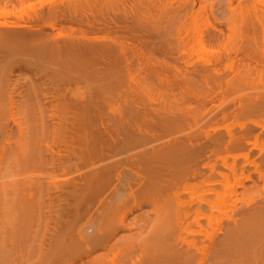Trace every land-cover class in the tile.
<instances>
[{
  "label": "bare ground",
  "instance_id": "6f19581e",
  "mask_svg": "<svg viewBox=\"0 0 264 264\" xmlns=\"http://www.w3.org/2000/svg\"><path fill=\"white\" fill-rule=\"evenodd\" d=\"M63 5L73 22L90 19V29L56 32L46 42L19 38L14 46L12 31L2 29L11 23L0 21V264H264V120L249 118L264 110V97L241 108L238 131L205 133L196 146L192 136L178 137L190 125L187 104L197 89L225 82L239 93L252 81L264 58L254 47L264 36V0ZM119 15L147 45L144 61L129 42L96 34L98 21L112 33ZM62 39L67 47L58 46ZM226 39L247 43L242 58L240 50H218ZM238 60L246 73L232 78ZM14 63L35 78L21 83ZM158 67L175 72L171 80L157 75L179 89L172 108L141 87V73ZM146 197L154 198L152 223L128 221ZM155 198L164 205L156 209ZM161 211L176 221L158 223ZM194 212L187 230L182 221ZM160 254L169 259L159 262Z\"/></svg>",
  "mask_w": 264,
  "mask_h": 264
},
{
  "label": "rangeland",
  "instance_id": "374dc122",
  "mask_svg": "<svg viewBox=\"0 0 264 264\" xmlns=\"http://www.w3.org/2000/svg\"><path fill=\"white\" fill-rule=\"evenodd\" d=\"M63 1L66 0H0V11L3 10L4 13L7 14L6 17L0 18V21H8L11 23L10 28L5 27L2 29L5 31H12L15 36L14 41L12 42L14 46L15 40L19 38L27 41L26 39H28V36H34V39L37 38V40L46 42L51 41L56 32H61L62 34L71 37L73 35H79V28H82V31L83 29H90L91 26H88V21L91 22L90 19L88 21L85 19L86 25L78 24L72 21V15L69 12V8L67 7V5H63ZM119 17L120 24L117 22V19L111 22L112 24H114V29H111L112 33L108 32V27L101 23V21H98V24L100 26L97 29L96 34L105 37L112 35L110 36L112 39L115 38L116 40L120 39L124 42H129V47L131 48L132 53L136 52L137 54H139L138 57L141 58L142 61H144L146 57V55H144V49L147 45L140 40L142 38L134 37L135 32L131 33L129 31L130 29L128 30L127 25L131 27L133 25V23L130 24L132 20H125L123 15H119ZM106 20L109 21L108 19H104L103 21ZM201 22L203 21H200V24ZM241 24L242 22L240 20H236V28L240 27ZM138 31L140 33L139 36L144 37L143 34L145 33V31ZM58 43V46H60L61 48H63V46L67 47L65 45V40L63 39ZM255 44L254 47L255 49H257V51L264 50V36L258 35ZM247 47L248 45L246 42H242L240 40L233 42L226 39L221 48L218 50H220V52L223 53L224 56H227L226 54L233 53L236 50H240L238 54V59H240L242 58V51L244 49H247ZM211 49L213 51H217L214 47H212ZM153 57L156 58L157 56ZM158 57L160 59V56ZM203 58L212 59V57L207 56H204ZM84 59H88V61L90 62V57H87V55L84 57ZM263 62L264 58L262 59V65L264 64ZM13 65L14 67L18 66V64L16 63H14ZM262 65H260L256 71L252 72V81H250L249 84L244 85V89H241L239 93H234L231 89V85L226 84L225 82L210 85L211 90H202L201 88L197 89L199 91L196 90V94L194 93V95L190 96L192 99H190V102L187 104L188 107H190L189 109L191 110V115L188 118V123L190 125L188 126L187 123H184L183 125L186 126V128H183L184 130L179 133L178 137L190 135L192 136L191 140H194L192 141L193 145L196 146L203 142L202 137L205 133L212 137L222 135L225 133L223 130V127L225 126H229L230 128H233L234 131H238V124L240 122H244L243 118H241V108L248 102L253 101L256 95H261V97H264V69H262ZM15 70H22V76L20 77L21 83L27 84L31 81V79L35 78L34 73L31 70L20 69L18 67H16ZM151 71L147 73H141V87L148 90V97L150 96L151 98H155L157 102L162 103L163 105H165V107H171L173 104L175 105V101H177L176 97L179 96L180 93L178 87L176 86L173 89V87H170L167 82H163L157 79V75L162 74L163 77L166 76L169 78V80H171L174 78L175 72L164 70L160 67L153 71L154 74H152ZM196 71L197 70L195 69L194 73ZM130 72L131 74L140 76L139 72L135 73V66L130 69ZM245 73L246 72L241 66V60H238V62L235 63L233 69L228 70V75H230L232 78L237 77L238 75L242 77L245 75ZM181 88H183V86H181ZM139 95L146 103V106H149L147 97L141 94ZM206 96H213V100L211 102H205V100L198 101L197 99V97H202L204 99ZM220 101H223V104H221ZM204 105L206 106L205 110ZM185 107L186 106L184 105L182 106L183 109H185ZM236 109L237 111L235 112ZM161 112L165 116L168 115V113H164L165 110L163 109L161 110ZM177 112V108L174 107L172 113ZM206 113H208V119H204V115ZM249 118L255 121H263L264 110L257 111L252 116H249ZM127 167L128 169L133 168L131 164H128ZM187 185L196 186L198 185V182L190 181L189 183H187ZM153 199L154 198H144L142 207L139 210H135L133 214L128 217V221H133L136 217H142L143 219H148L149 223H152L153 219L156 217V211L149 202H151V200ZM155 201L156 209L158 206L164 205L163 198H155ZM238 205L240 207V204ZM165 212L166 211L159 212L160 218L158 219V223H161L164 217L170 219V221H176L175 216L171 215L173 213H170L169 211V216L165 215ZM196 216L197 213L194 212L190 217L182 221V224L186 227L187 230L195 227L194 220L196 219ZM181 220L182 219H180L179 221ZM141 225L144 226V228L142 229V236L147 237L149 224L141 222ZM137 229L138 230H136L135 233L140 230L139 226H137ZM168 259L169 258L165 254H160L158 257L159 262H163ZM132 261H136V256L132 258Z\"/></svg>",
  "mask_w": 264,
  "mask_h": 264
}]
</instances>
